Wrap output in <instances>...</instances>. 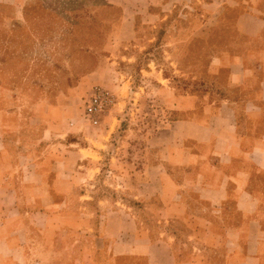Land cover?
Masks as SVG:
<instances>
[{
  "label": "crops",
  "instance_id": "0c3cea01",
  "mask_svg": "<svg viewBox=\"0 0 264 264\" xmlns=\"http://www.w3.org/2000/svg\"><path fill=\"white\" fill-rule=\"evenodd\" d=\"M107 1L122 9L119 41L136 37L137 16L153 29L174 10ZM201 4L203 25L172 38L169 65L145 67L157 86L133 91L157 96L162 113L147 162L113 157L109 188L104 144L69 139L37 104H12L0 77V264H264V0ZM196 38L213 55L192 91L172 78H199L179 67L200 61Z\"/></svg>",
  "mask_w": 264,
  "mask_h": 264
},
{
  "label": "rangeland",
  "instance_id": "374dc122",
  "mask_svg": "<svg viewBox=\"0 0 264 264\" xmlns=\"http://www.w3.org/2000/svg\"><path fill=\"white\" fill-rule=\"evenodd\" d=\"M168 1L185 20L178 22L186 27L179 28L176 35L180 30L192 32L201 28L203 17L190 19V14L195 13L196 4L202 7L204 0ZM102 3H106L105 0L0 2V77L1 82L12 90V104H37L49 120L60 121V133L69 134V139L84 144L95 137L99 146H105L109 154L106 169L113 170L106 179L108 184L105 178L102 184L110 186L117 164L113 157L117 162L124 161L136 167L138 162H147L144 157L150 150L147 141L157 128L162 113L157 96L148 94L139 99V94L133 91L142 90L140 86L153 91L157 86L153 79L145 78L148 76L143 68L145 56L159 59L161 66L169 65L167 58L174 50L169 43L174 41V36L164 35L162 47H152L150 54H146L149 45L156 40L161 24L157 28H148L139 15L135 21L136 37L131 41H119L115 33L122 18L121 6L112 4V7L96 11ZM187 16L189 22L186 25ZM169 24L176 25L174 17ZM211 43H202L196 38L193 49L200 61L180 62L181 70L189 71V66L193 65L199 68V78L206 77L212 54L208 45ZM177 53H182L179 45ZM151 66H154L152 62ZM177 77L176 81L172 80L173 85L181 87L186 77ZM146 79L149 81L144 84ZM95 85L110 89L117 101L98 127L83 120L86 102ZM72 122L75 124L71 125ZM34 131L38 133L36 129ZM114 228L117 229L115 223Z\"/></svg>",
  "mask_w": 264,
  "mask_h": 264
},
{
  "label": "trees",
  "instance_id": "16d2710c",
  "mask_svg": "<svg viewBox=\"0 0 264 264\" xmlns=\"http://www.w3.org/2000/svg\"><path fill=\"white\" fill-rule=\"evenodd\" d=\"M33 1H35V0H29V3H31V2H33ZM194 2H196V0H193ZM105 2L106 3H102V4H99L97 7H96V11L97 10H99L100 8H102V7H112V4H110V3H108L106 0H105ZM193 2V3H194ZM200 4H196V7H195V13H191L190 15V19H193L195 16L196 17H199V18H201L200 17V15L202 14V10H201V6H199ZM187 14L189 13V11H187L186 12ZM175 14V15H174ZM174 15V16H173ZM174 17V19L176 20V25H173L172 26V24H169L170 22H171V20H172V18ZM189 20V16H187V21H186V25L188 24V21ZM185 22V20L184 19H181L179 16H178V12L176 11V10H173V12L169 15V17H168V19H166V20H164V21H162V22H160L159 24H161L160 25V27L157 29L158 31L156 32V35H155V41L153 42V44H150L149 45V48L146 50V54H150L149 52L151 51V49L150 48H152V47H155V46H158L157 48H161L162 47V45H161V42H162V38H163V36L165 35V37H168L169 35H171V34H173V36H175L176 35V33H177V31H178V29L179 28H182V27H186V26H183V25H181V24H179L178 22ZM172 26L171 28L169 27V26ZM169 34V35H168ZM203 43V42H202ZM212 55H213V53H212ZM145 61H144V65H143V68H145V67H147V64L149 63V62H151V61H155L158 65H160L161 63L159 62V59H156V60H154V57H152V56H145ZM189 71L190 72H192V73H194V74H196L197 73V75H199V68L198 67H195V66H193V65H190L189 66ZM167 75H169L168 73H167ZM193 76V75H192ZM182 77H180V79H181ZM178 79V77L176 76V77H173V79L172 80H174V81H176ZM184 80H185V82L184 83H182V86L181 87H179V88H191V90L192 91H197V90H201V89H203V84H204V81H203V79L202 78H197L196 80H194V81H192L191 79H188V78H183ZM192 81V82H191ZM175 86H177V85H175ZM178 87V86H177ZM142 157V156H141ZM140 157V159H142ZM145 157V156H144ZM130 158H128V160H129ZM142 163V162H141ZM138 164H140L139 162H138ZM110 186H106V188H109ZM114 196H116V193H114ZM121 196H122V198L124 199V201L128 204V205H130L134 210H136L137 209V207H139V208H142V207H144V204H142V202L141 201H138V200H135V199H133V197H131V195H129V192H122L121 193Z\"/></svg>",
  "mask_w": 264,
  "mask_h": 264
},
{
  "label": "built area",
  "instance_id": "2783aa9c",
  "mask_svg": "<svg viewBox=\"0 0 264 264\" xmlns=\"http://www.w3.org/2000/svg\"><path fill=\"white\" fill-rule=\"evenodd\" d=\"M115 94L107 87L95 85L92 88L89 99L86 102L83 120L91 126L98 127L104 118L108 116L116 105ZM82 121V124H84ZM72 122L71 125H74Z\"/></svg>",
  "mask_w": 264,
  "mask_h": 264
}]
</instances>
